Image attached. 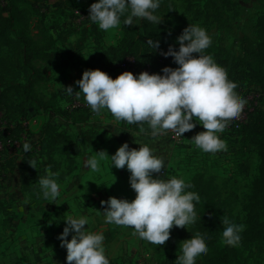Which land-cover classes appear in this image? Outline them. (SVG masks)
<instances>
[{"label": "rangeland", "instance_id": "rangeland-1", "mask_svg": "<svg viewBox=\"0 0 264 264\" xmlns=\"http://www.w3.org/2000/svg\"><path fill=\"white\" fill-rule=\"evenodd\" d=\"M21 1L32 9L31 32L39 42L46 43L51 36H59L55 47L61 50V58L68 62V67L60 65L62 60L56 67L53 66L55 60L36 62L41 67L51 66L38 91L44 100L55 97L58 101L62 111L53 117L32 102H24L14 90H7L23 81V72L15 77L0 67V264H69L67 249L61 246L58 238L66 224L65 214L86 215L90 230L103 231L110 264H174L181 251L180 243L196 232L192 229L195 223L189 226L191 231L186 226H173L169 239L162 245L139 238L131 227L105 223L103 209L107 205L102 204V200L113 195L135 198L130 172L126 166L111 167L110 157L101 160L100 172L84 166L87 156L95 151L106 150L111 155L125 141L130 147L139 148L137 139L164 159V168L154 175L179 174L189 182L194 174L204 172L214 188L217 208L231 221L246 225L243 232L250 230V213L253 206H257L258 240L229 246L222 235H217L216 242L208 238V252L198 258L197 264H264V197H258L257 202L254 185L261 173L262 157L251 133L247 129L231 132L226 128L219 135L227 144V150L209 153L197 148L191 140L196 133L205 130L199 122L184 136L176 137L168 131L154 137L147 123L135 131L132 130L135 123L117 121L107 109L97 114L88 107L77 109L90 112L88 121L74 123L68 108L76 101L85 100L83 96L69 95L65 86L73 85L74 90L78 89L75 81L82 78L83 71L88 68L105 70L108 64L113 78L123 72L119 63L124 60L109 62V58H103L105 50L122 38V26L109 31L99 29L88 18L90 0L70 5L68 0ZM175 1L182 16L194 19L209 32L215 45L227 47L236 55L245 53L247 39L259 40L258 24L264 13V0H216L227 26L219 22L207 24L187 10L184 0ZM195 2L203 6L207 0ZM35 3L44 6L46 12L34 9ZM73 9L82 10L84 17L79 20ZM14 56L10 48L0 47V59ZM234 76L231 80L238 84L237 94L247 99L245 106L256 104L258 88L250 82L248 72L243 69ZM95 129L101 130L103 137L90 144L84 132ZM64 131L80 141L82 147L78 154H73L66 140L60 138L59 132ZM25 142L31 144L28 152L23 147ZM29 160H35L36 167ZM26 165L30 180L25 183L21 170ZM49 167L59 172L60 195L55 202H46L35 184L39 175H46Z\"/></svg>", "mask_w": 264, "mask_h": 264}, {"label": "clouds", "instance_id": "clouds-1", "mask_svg": "<svg viewBox=\"0 0 264 264\" xmlns=\"http://www.w3.org/2000/svg\"><path fill=\"white\" fill-rule=\"evenodd\" d=\"M161 3L162 0H94L88 18L104 31L117 28L122 18L125 25H133L134 18L159 24L163 19L157 14ZM146 42L155 51L160 49L158 39L149 38ZM176 42L178 50L173 44L162 54L172 56L177 67L169 65L162 72L144 70L138 74L125 70L115 78L99 67L88 68L75 81L79 88L74 90L69 85L65 91L77 98L83 96L97 114L107 109L117 121L147 123L154 137L168 131L181 137L199 122L205 130L191 137L195 146L209 153L226 151L227 144L219 134L230 121L239 118L247 99L237 94L238 84L229 79L227 70L212 55L206 54L212 36L203 26L190 23L176 37ZM136 142L139 148L130 147L125 141L111 155L106 150L95 151L87 156L84 166L100 172L101 160L110 157L111 167H127L135 198L113 195L102 200L107 205L103 209L105 223L131 227L139 238L162 245L169 239L173 226H186L190 230L189 226L197 221L194 202L200 200V194L190 190L193 185L179 174L154 175L164 168L163 157L156 155L148 144L138 139ZM23 147L28 152L31 144L25 142ZM29 162L36 167L35 160ZM58 176L59 172L49 167L46 175H39L35 182L38 194L46 202H55L60 195ZM63 219L66 224L58 238L67 249L69 264H110L103 231L90 230L86 215L65 214ZM222 223L224 243L238 245L246 225L235 223L226 215ZM207 239L195 232L183 240L174 264H197L198 258L208 252Z\"/></svg>", "mask_w": 264, "mask_h": 264}, {"label": "trees", "instance_id": "trees-1", "mask_svg": "<svg viewBox=\"0 0 264 264\" xmlns=\"http://www.w3.org/2000/svg\"><path fill=\"white\" fill-rule=\"evenodd\" d=\"M75 1L79 0H68L69 5ZM184 1L187 3V10L191 11L195 18L203 19L211 25L215 22L222 23L225 26L229 25L220 4L216 0H207L203 6L197 5L195 0ZM93 2L94 0H90V4ZM37 4L35 3L32 7L40 11ZM32 13V9L22 4L21 0H7L5 5L0 2V47H8L15 53L14 58H1L0 67L1 70L15 77L23 72V81L13 84L7 90H14L16 95L21 97L24 102H32L37 108L49 111L50 116L53 117L62 111L58 106V101L55 97L44 100L38 91V86L44 80V75L49 72L51 66L41 67L36 62L52 63L55 60L53 66L56 67V65H59V60H62V54L61 50L55 47L56 39L53 36L49 37L50 40H47L46 43L39 42L34 37L30 24ZM157 14L163 17L159 24L149 22L146 19L134 18L133 25H125L122 18V38L118 43L110 45L105 50L103 58H109V62L132 58L139 66L151 69L152 73L162 72L163 67L169 65L177 67L178 65L174 62L173 57L165 56L162 52L167 51L169 46L173 44L178 50L179 44L176 42V37L190 23H195V20L182 16L175 0H162ZM149 38L160 41L159 50L155 51L147 44L146 41ZM258 39L256 42L252 39L246 40L243 55H236L227 47L217 46L213 42L205 50L206 54L212 55L227 70L229 79L235 78V74H239L245 69L248 72L250 82L261 89L260 107L251 113L249 121L239 129L241 131L247 129L251 133L253 139L259 145L262 157L261 173L254 182L257 202L258 197H264V13L259 19ZM60 65L67 67L68 62L62 60ZM107 65L105 71L109 73V65ZM64 112L67 113L68 111ZM68 114L74 123L86 122L90 118V112L88 113L87 110L82 112L75 110L68 112ZM139 129L140 124H134L132 127V130L135 131ZM84 134L90 144L97 138L95 130H87ZM59 136L61 139L66 140L73 154H78L81 151L82 146L78 139L72 137L66 131L59 132ZM26 167L27 165L21 170L25 183L30 180ZM189 183L193 185L190 190L200 194V200L194 202L198 219L192 229L204 234L210 241L216 242L217 235H222L224 227L222 217L224 215L216 206L214 188L207 181L204 172L194 174ZM253 207L250 213V230L241 234V241L244 244L254 242L260 236L257 228L256 204Z\"/></svg>", "mask_w": 264, "mask_h": 264}, {"label": "built area", "instance_id": "built-area-1", "mask_svg": "<svg viewBox=\"0 0 264 264\" xmlns=\"http://www.w3.org/2000/svg\"><path fill=\"white\" fill-rule=\"evenodd\" d=\"M0 2L5 5L7 0H0ZM37 7L39 9H41L42 13L46 12V8H44V6L37 4ZM76 13L75 17H78L79 20H81L84 16V14L82 13V10L79 9H73ZM119 65L121 66V68L123 69V71L125 70H131V71H135L137 73H140L141 71L144 70H148L149 72H152L151 69L147 68V67H141L138 65L137 62H135V60H133L132 58H127L126 60H124L122 63H119ZM247 95V93H246ZM257 97L258 100L256 101V104H251V106L249 108H247L246 106L243 109L244 114H240L239 118L230 121L227 129L229 131H237L239 129H241L242 125L247 123L249 121L250 115L252 112H254L257 108L260 107L261 103H260V98H261V89L258 88L257 91ZM90 107L86 101L84 102H78L76 101L75 104L73 106H70L68 109L70 112L75 111L77 109H81V108H88Z\"/></svg>", "mask_w": 264, "mask_h": 264}, {"label": "crops", "instance_id": "crops-1", "mask_svg": "<svg viewBox=\"0 0 264 264\" xmlns=\"http://www.w3.org/2000/svg\"><path fill=\"white\" fill-rule=\"evenodd\" d=\"M80 1H84V0H79L78 2H80ZM54 37V39H56V42H57V40L59 39V36H56V35H54L53 36ZM68 67V66H67ZM67 67H65V66H63V68H67ZM88 121V120H87ZM86 121V122H87ZM82 123H85V122H82ZM95 131H96V136H98L99 137V139H94V141H100L101 139H100V136H102L103 137V134H102V132H101V130H99V129H95ZM68 133V132H67ZM69 135H71L70 133H68ZM72 136V135H71ZM73 137V136H72ZM97 137V138H98ZM74 138H76V137H74ZM89 143V142H88ZM94 143V142H93ZM92 144V143H91ZM60 263H62V262H60ZM58 264V263H57Z\"/></svg>", "mask_w": 264, "mask_h": 264}]
</instances>
